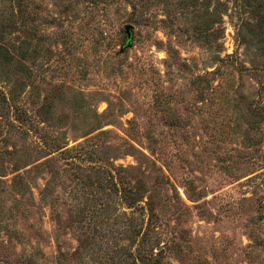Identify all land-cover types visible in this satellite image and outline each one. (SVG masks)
Returning a JSON list of instances; mask_svg holds the SVG:
<instances>
[{"label": "rangeland", "instance_id": "374dc122", "mask_svg": "<svg viewBox=\"0 0 264 264\" xmlns=\"http://www.w3.org/2000/svg\"><path fill=\"white\" fill-rule=\"evenodd\" d=\"M38 1L0 74V264H264V0Z\"/></svg>", "mask_w": 264, "mask_h": 264}, {"label": "trees", "instance_id": "16d2710c", "mask_svg": "<svg viewBox=\"0 0 264 264\" xmlns=\"http://www.w3.org/2000/svg\"><path fill=\"white\" fill-rule=\"evenodd\" d=\"M56 7L75 10L78 0H54ZM253 3L247 0L248 6ZM252 13L256 17L251 22L250 30L258 32L260 43L264 45V4L257 3ZM40 4L38 0H0V73L7 80H11L9 69L21 71L23 60L34 58L38 52V26ZM37 42V43H36ZM264 48V47H263ZM105 185L102 186L104 188ZM133 197L132 201H137ZM138 202V201H137Z\"/></svg>", "mask_w": 264, "mask_h": 264}, {"label": "water", "instance_id": "95a60500", "mask_svg": "<svg viewBox=\"0 0 264 264\" xmlns=\"http://www.w3.org/2000/svg\"><path fill=\"white\" fill-rule=\"evenodd\" d=\"M125 34H126V45L123 49L130 47L132 45L133 40V25H126L125 27Z\"/></svg>", "mask_w": 264, "mask_h": 264}]
</instances>
